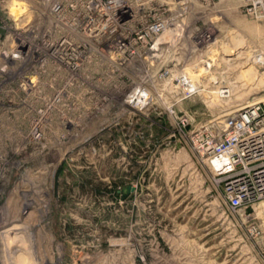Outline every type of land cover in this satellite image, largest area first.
Here are the masks:
<instances>
[{
    "label": "rangeland",
    "instance_id": "obj_1",
    "mask_svg": "<svg viewBox=\"0 0 264 264\" xmlns=\"http://www.w3.org/2000/svg\"><path fill=\"white\" fill-rule=\"evenodd\" d=\"M113 1L0 0L6 242L35 264H264V205L235 207L203 147L264 113V8Z\"/></svg>",
    "mask_w": 264,
    "mask_h": 264
},
{
    "label": "built area",
    "instance_id": "obj_2",
    "mask_svg": "<svg viewBox=\"0 0 264 264\" xmlns=\"http://www.w3.org/2000/svg\"><path fill=\"white\" fill-rule=\"evenodd\" d=\"M245 1L264 8V0ZM118 2L113 1L114 8L119 7ZM163 27V23H157L154 29L160 32ZM259 108L245 113L246 121L228 120L218 137L203 143L213 170L228 175L227 185L235 193V207L256 202L264 205V113ZM16 256L17 248L0 237V264H17Z\"/></svg>",
    "mask_w": 264,
    "mask_h": 264
},
{
    "label": "bare ground",
    "instance_id": "obj_3",
    "mask_svg": "<svg viewBox=\"0 0 264 264\" xmlns=\"http://www.w3.org/2000/svg\"><path fill=\"white\" fill-rule=\"evenodd\" d=\"M254 1V0H252ZM49 46V49L50 51L52 52V54H54L55 52L56 53H64L66 52V47H67V43L64 39H60L59 41H57L56 43H52L51 45H48ZM254 65V64H253ZM224 91H220L219 93H223ZM256 107H258V105L254 106H248V107H245V108H242L239 110V112H242V113H250L251 111H253ZM35 123V122H34ZM2 222H1V225L0 227H2ZM13 227H11V230H7V231H4V230H1L0 232V236H1V233H2V238L5 240V241H8V239L11 240V231L13 230L12 229ZM6 230V229H5ZM14 231V230H13ZM12 231V232H13ZM19 240V239H18ZM11 242V241H10ZM9 242V243H10ZM8 243V244H9ZM13 247L15 248H20L17 246V242H13L12 245ZM28 250V249H25V251ZM25 251H17V256H16V261H17V264H35L33 261H31L30 263V260H29V257L27 256L26 252ZM29 251V250H28ZM28 254L30 255V252H28ZM32 254V253H31ZM31 256V255H30Z\"/></svg>",
    "mask_w": 264,
    "mask_h": 264
}]
</instances>
